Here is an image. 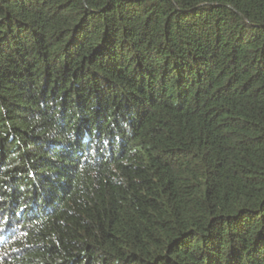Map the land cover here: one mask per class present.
<instances>
[{"label": "trees", "instance_id": "trees-1", "mask_svg": "<svg viewBox=\"0 0 264 264\" xmlns=\"http://www.w3.org/2000/svg\"><path fill=\"white\" fill-rule=\"evenodd\" d=\"M0 264H264V0H0Z\"/></svg>", "mask_w": 264, "mask_h": 264}]
</instances>
